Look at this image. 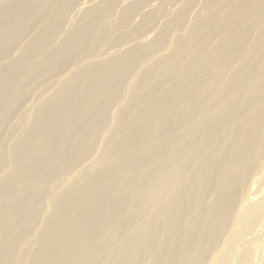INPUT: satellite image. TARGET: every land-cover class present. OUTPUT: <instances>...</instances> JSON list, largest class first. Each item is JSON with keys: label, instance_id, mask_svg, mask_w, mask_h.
Wrapping results in <instances>:
<instances>
[{"label": "bare ground", "instance_id": "6f19581e", "mask_svg": "<svg viewBox=\"0 0 264 264\" xmlns=\"http://www.w3.org/2000/svg\"><path fill=\"white\" fill-rule=\"evenodd\" d=\"M0 264H264V0H0Z\"/></svg>", "mask_w": 264, "mask_h": 264}, {"label": "rangeland", "instance_id": "374dc122", "mask_svg": "<svg viewBox=\"0 0 264 264\" xmlns=\"http://www.w3.org/2000/svg\"><path fill=\"white\" fill-rule=\"evenodd\" d=\"M204 1V0H203ZM203 4V2H200V5H202ZM199 5V4H198ZM99 40H100V35H98V39H96V41L89 47L90 48V51L92 52V53H94L96 50H97V48H101L100 47V45H101V43L99 42ZM111 52H114V50L113 51H111ZM136 87H137V84L135 85V86H132V87H128V91H129V93H133L134 91H136ZM51 93H52V90H50V91H48L47 92V94H48V96L49 95H51ZM129 99V98H128ZM128 99H126L125 101L127 102L128 101ZM118 105H116V107H117ZM116 112V110H113L112 111V113H115ZM33 110L32 109H30V111H28L27 112V114L25 115V118L26 119H23V121H20V122H22L21 123V126H23V124H24V126L23 127H26L27 126V128H30L31 127V124H32V121H33ZM25 121V122H24ZM114 123H115V120H114V118H113V120H112V122L110 123V125L112 126V125H114ZM23 133V132H22ZM22 133H18L19 135L20 134H22ZM106 133L108 134L109 133V129H107L106 130Z\"/></svg>", "mask_w": 264, "mask_h": 264}]
</instances>
